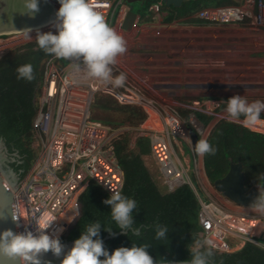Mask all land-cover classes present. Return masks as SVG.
I'll use <instances>...</instances> for the list:
<instances>
[{
	"label": "built area",
	"instance_id": "1",
	"mask_svg": "<svg viewBox=\"0 0 264 264\" xmlns=\"http://www.w3.org/2000/svg\"><path fill=\"white\" fill-rule=\"evenodd\" d=\"M128 0H90L95 9L104 16L108 24L128 41L124 31L128 12ZM149 15L159 24L165 23L170 12L162 2L150 5ZM209 25H239L264 27V0H244L243 3L223 7H209L194 15ZM140 16L135 27L139 24ZM172 23L190 25L175 19ZM26 37L24 30L0 36V59L14 48L35 40L37 33ZM56 57L47 62L46 74L37 100V114L32 126V145L38 149L28 173L20 180L14 191L20 232L35 230V221L41 215L54 220V231L59 227L62 215L75 205L78 215L67 226L71 227L80 216V197L95 182L113 194L120 192L124 184V172L116 153V140L123 128L110 126L93 120L92 106L99 91L109 92L126 104H137L150 111V107L163 123V129L143 128L136 136H147L151 141V154L145 157L158 165L159 177L169 191L185 184L195 190L199 202L200 224L204 229L203 241L219 252L241 248L251 241L264 248V242L256 239L254 225L250 221L264 218L263 207H246L224 197L223 203L216 195L219 192L209 179L204 155L195 151L191 129L200 140H208L220 120L241 123L252 130L263 132L264 125L249 119L224 117L218 112L223 107L219 101L192 99L160 101L142 93L144 88L155 91L153 83L140 72L130 68L129 63L116 62L111 65L113 78L121 74L124 82L117 86L111 82L88 77L83 62L70 59L61 66ZM200 116L211 118L205 124ZM126 130V129H125ZM136 137V138H137ZM135 141L132 143L134 146ZM200 188L204 193L201 192ZM239 240L237 243L236 241ZM211 242L210 244L208 242ZM231 241L236 243L233 247Z\"/></svg>",
	"mask_w": 264,
	"mask_h": 264
},
{
	"label": "trees",
	"instance_id": "2",
	"mask_svg": "<svg viewBox=\"0 0 264 264\" xmlns=\"http://www.w3.org/2000/svg\"><path fill=\"white\" fill-rule=\"evenodd\" d=\"M156 1L158 0H147L137 11L142 23L153 19L148 9ZM238 1L188 0L181 7H172L171 15L166 20L171 22L175 17H188L204 7L231 5ZM190 22L200 23L194 18ZM53 56L41 50L37 42L33 41L13 49L0 59V135L8 143L19 146L25 154L22 177L29 171L37 155L31 137L38 110L35 98L44 79L46 62ZM64 60L67 61L60 59V64H64ZM25 64L33 67L34 78L31 81L17 79L16 69ZM93 108L94 119L114 129L160 126L156 113L150 112L149 115L143 107L124 104L109 93H98ZM239 116L264 125V114L249 111ZM200 118L205 124L211 121L207 116ZM131 140V131H124L116 141L117 157L124 172V184L120 193L137 201V209L133 211L134 227L141 228V234L136 236L129 232L107 240L104 244L110 252L120 247L148 245L149 254L157 263L191 261L193 254L210 253L209 264H264V248L251 241L232 252L221 253L206 245L197 248L196 245L203 241V228L200 224L201 204L195 190L186 184L174 192H168L164 184L161 186L158 183L146 164L145 157L151 154L150 138L139 136L134 147H131ZM207 141L215 149L214 154L204 155L211 181L215 182L225 176L232 161H242L248 188L258 186L261 189V197L256 206L264 207V134L224 119L216 124ZM110 196L111 193L103 187L90 182L80 197L81 216L68 235L70 240L78 239L87 226L97 221L105 228H111L114 233L120 231L111 217V206L104 203ZM261 223L264 225L263 220ZM157 225L168 229L166 238L156 239ZM260 231L258 229L255 233ZM108 234L110 233L102 227V238ZM65 238H61L63 243ZM261 240L264 242V239Z\"/></svg>",
	"mask_w": 264,
	"mask_h": 264
},
{
	"label": "clouds",
	"instance_id": "3",
	"mask_svg": "<svg viewBox=\"0 0 264 264\" xmlns=\"http://www.w3.org/2000/svg\"><path fill=\"white\" fill-rule=\"evenodd\" d=\"M159 1L162 2L163 8L165 10H168L171 15L172 7L166 6L162 0H158L156 2ZM243 1L244 0H239L238 3L235 4L243 3ZM39 2L40 0H25L26 10L22 12V14H27L29 16L35 17V15L40 11ZM59 3L61 7L56 13V18L58 22L55 26L57 29V33L54 34L51 31L44 33L37 30V36L33 41L37 42L38 47L41 50L45 51L48 54L54 55L53 57L57 58V61L59 62L58 64H60L59 61L60 59H67V61L64 60V64H65L69 62L70 59L75 58L83 62L88 77L100 79L105 82H111L117 86L121 85L124 82L125 77L123 76V74H121L119 77L114 79L112 76V69L110 66L116 63V59L118 56L126 52V41L124 40V38L121 35H119L108 24L104 16L101 15L95 9L94 5L90 2V0H59ZM145 3L146 2H142V5H144ZM223 6H229V5L208 6L202 8L201 10L209 7H223ZM127 7H128V12H127V16H128L129 11L133 9L132 7H130L128 1H127ZM201 10L195 12L194 14L188 17H184V18L175 17L171 22H167L166 20L165 23L163 24H169V23L173 24L172 22L175 19H178V20H183L185 23H189L190 25L187 26L190 27H195L200 25L217 26V25H209L204 20L193 17ZM138 15L140 16V21H139L140 23L141 15L139 13ZM192 18L197 19L198 21H200V23L198 22L197 24L191 23L190 19ZM201 21L203 22L202 24ZM141 23L138 24V26L142 25ZM240 25H244V24H239V26ZM133 28H135V24ZM31 31H32L31 28L24 30L26 37L29 39L32 38L30 34ZM7 34L9 33L0 34V36ZM47 62L45 67V74H46ZM60 65L63 66V64ZM16 71H17V79L31 81L34 78L33 67L30 64L22 65L18 67ZM43 82L44 79L40 86V90L35 98V102H37L36 99L38 98L41 92ZM100 92H105V91L97 92L96 98L98 93ZM105 93H109V92H105ZM94 104L92 106V110ZM227 111L229 112L230 115L238 116V118H241L239 117L241 113L253 111L258 114L260 111H264V103L258 102L256 105H247L240 96L236 95L228 100ZM93 120L102 123L104 125H107L103 122L94 119V110H93ZM111 128L114 129L113 127ZM122 128L124 129V131L129 130V128L127 127H122ZM247 128L251 129L250 127ZM120 137L118 139H120ZM137 138L135 137L134 140L131 141V147L135 146ZM134 141L135 144L134 146H132V143ZM195 151L197 152V154L201 156L205 154L215 153V149L208 141L200 140V139L195 144ZM22 178L23 177L21 176L20 180ZM160 180L162 181L161 178ZM166 189L168 192H174V191H169L167 186ZM223 197L226 196L223 195ZM104 203L106 205L111 206V217L113 221H115L116 225L121 230V232L124 233L132 232L136 236H139L141 234V228L134 227L135 220L133 216V211L137 209V201L135 199L129 198L121 194L120 192H115L111 194V196L108 199L104 200ZM253 207H263V206L255 205ZM16 216H17V212H16ZM80 216H81V212H80ZM74 219L75 218L69 219V222H71ZM261 219L264 221V218ZM54 221L56 220H54L52 217L41 214L35 221L34 231L26 229L23 232H20V230L19 232H16L12 229H7L0 232V256H4L12 261H16L18 262V264H44L42 257L49 252H51L52 255H54L58 259L63 257L61 264H157V262L154 261L152 255L149 254L148 245H143V246L133 245L131 248L120 247L110 252L105 247L103 238L101 236V229L103 227L104 230L108 231L112 235H115V233L112 231L111 228H105L99 221L87 226L86 230L82 232L81 236L74 241V244L71 247V249L65 253L66 245L62 242L61 238L68 237L70 230L74 227V225H76L77 221L73 225H71V227H68L65 232H64L65 229L63 227H57L54 231L50 232L49 229H53ZM17 222H18L17 227L19 228L20 222L18 217H17ZM167 231L168 229L166 227L161 228L159 225H157L156 239L159 240L162 238H166ZM203 232L204 229L202 230L201 235ZM259 236H260V232L257 237ZM258 240L262 241L261 239ZM208 243L210 244L211 242L209 241ZM235 246L236 244L233 245V247ZM232 251H227V252H232ZM208 255H210V253L193 254L191 264H209ZM101 257H103L104 259H101ZM48 264H51V261H49ZM168 264H173V262L168 261Z\"/></svg>",
	"mask_w": 264,
	"mask_h": 264
},
{
	"label": "rangeland",
	"instance_id": "4",
	"mask_svg": "<svg viewBox=\"0 0 264 264\" xmlns=\"http://www.w3.org/2000/svg\"><path fill=\"white\" fill-rule=\"evenodd\" d=\"M129 5L136 11L142 6L139 2ZM57 22L43 32L51 31L56 34ZM157 23L158 20L152 19L145 25H137L135 31L131 30L133 32L124 31L123 34L129 36L128 41L124 39L126 52L116 59V62L129 63L131 69L135 68L131 64L136 65L140 75L153 83L151 86L156 90L144 88L143 94L157 101L162 97L167 102L195 97L216 100L223 104L218 112L231 119L238 117L227 111L228 100L233 96H240L247 105L264 103V27H190ZM146 108L151 109L148 106ZM150 112L155 114L152 109ZM259 113L264 114V111ZM141 127H127L131 131V141L137 137ZM35 150L38 154V149ZM147 160L146 164L155 179L163 186L158 165L150 158ZM200 190L204 193L201 188ZM216 195L223 203L228 204L222 194ZM70 210L71 207L62 215L59 227H62V219L69 215ZM260 221L261 219L258 223V229L261 230L259 238L264 239V225ZM231 243L236 244L233 241Z\"/></svg>",
	"mask_w": 264,
	"mask_h": 264
},
{
	"label": "water",
	"instance_id": "5",
	"mask_svg": "<svg viewBox=\"0 0 264 264\" xmlns=\"http://www.w3.org/2000/svg\"><path fill=\"white\" fill-rule=\"evenodd\" d=\"M168 7H181L185 1L188 0H162ZM129 3L139 2L142 4L144 0H128ZM59 0H40V11L35 17L27 14H22L25 9V0H0V34L18 32L28 28H37L51 23L56 18V13L61 7ZM138 12L131 9L125 20L124 27L131 30L135 24ZM194 147L199 141V136L191 129ZM8 148L5 137L0 135V232L12 229L19 232L17 227V216L14 204V191L18 186L20 176L18 172L9 164ZM8 184H7V183ZM9 186V187H8ZM216 190L228 197L233 202L253 207L257 204L261 197V189L258 186L248 188L246 185V173L244 171V164L242 161H232L228 173L217 179L214 182ZM16 221H15V220ZM124 234V232H116L115 235L108 234L103 238L104 243L116 236ZM75 240L65 238L66 245L65 253L71 249ZM62 258H57L51 252L42 257L44 264H61ZM103 258V257H101ZM173 264H191V261H172ZM0 264H18L4 256H0ZM157 264H168L162 262Z\"/></svg>",
	"mask_w": 264,
	"mask_h": 264
},
{
	"label": "bare ground",
	"instance_id": "6",
	"mask_svg": "<svg viewBox=\"0 0 264 264\" xmlns=\"http://www.w3.org/2000/svg\"><path fill=\"white\" fill-rule=\"evenodd\" d=\"M57 22V20L51 22V23H48L44 26H39L37 28H32V31L33 32H36L37 33V30H39L40 32H43L46 28H49V27H52L55 23ZM31 31V32H32ZM143 128H154V129H157V130H162L163 129V123L160 121V126H157V127H146V126H142ZM7 183V182H6ZM8 184V183H7ZM9 187V186H8ZM15 203V202H14ZM15 209H16V204H15ZM71 212L69 213V215L71 214V218H75V216L77 215V210H76V207L75 205L71 206ZM17 212V210H16ZM69 215H67L65 218L62 219V227L66 230L67 229V226L70 224L69 222V219H71L70 217H68ZM69 218V219H68ZM260 219V218H259ZM259 219L257 221H250L249 223L251 224V226L254 225V229H253V233H255L257 230H258V223H259ZM61 220V219H60ZM262 221V219H261ZM260 221V222H261ZM72 222V221H71ZM60 223V222H59ZM59 225V224H58ZM20 228H22V224L19 225ZM64 230V231H65Z\"/></svg>",
	"mask_w": 264,
	"mask_h": 264
},
{
	"label": "flooded vegetation",
	"instance_id": "7",
	"mask_svg": "<svg viewBox=\"0 0 264 264\" xmlns=\"http://www.w3.org/2000/svg\"><path fill=\"white\" fill-rule=\"evenodd\" d=\"M144 2H146V0ZM6 145H7V148H8V152H7L8 153V157H9V161L8 162H9L10 166H12V168H14L18 172L19 176L21 177L22 165L25 163V154H23L21 152L20 147L17 146L16 144L8 143L6 141ZM71 216L72 215L70 214L68 217L71 218ZM70 232H71V230H70ZM70 232H69L68 235H70Z\"/></svg>",
	"mask_w": 264,
	"mask_h": 264
},
{
	"label": "crops",
	"instance_id": "8",
	"mask_svg": "<svg viewBox=\"0 0 264 264\" xmlns=\"http://www.w3.org/2000/svg\"><path fill=\"white\" fill-rule=\"evenodd\" d=\"M140 5H141V4H140ZM142 7H143V6H142ZM138 16H139V15H138ZM138 16H137V18H138ZM137 18H136V19H137ZM140 23H141V22H140ZM141 24L145 25L144 23H141ZM157 24H158V23H157ZM132 30L135 31L136 29L133 28ZM133 31H131V32H133ZM130 58L132 59V56H131ZM128 60L130 61V59H128ZM131 66H133V67H135V69H137L136 65L134 66V65L131 64ZM137 70H138V69H137ZM138 71H139V70H138Z\"/></svg>",
	"mask_w": 264,
	"mask_h": 264
}]
</instances>
